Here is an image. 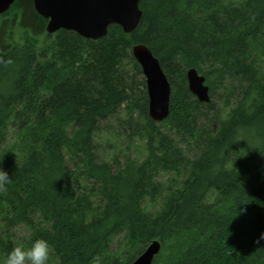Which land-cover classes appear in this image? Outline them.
Here are the masks:
<instances>
[{
    "label": "trees",
    "instance_id": "1",
    "mask_svg": "<svg viewBox=\"0 0 264 264\" xmlns=\"http://www.w3.org/2000/svg\"><path fill=\"white\" fill-rule=\"evenodd\" d=\"M139 8L98 39L46 32L33 0L0 14V264L36 239L48 264H130L153 240L152 264H264V0ZM136 43L170 84L161 122Z\"/></svg>",
    "mask_w": 264,
    "mask_h": 264
},
{
    "label": "water",
    "instance_id": "2",
    "mask_svg": "<svg viewBox=\"0 0 264 264\" xmlns=\"http://www.w3.org/2000/svg\"><path fill=\"white\" fill-rule=\"evenodd\" d=\"M15 0H0V14L6 12ZM140 0H33L36 12L45 18V30H72L79 35L98 39L107 33L110 24H118L126 33L132 32L141 17ZM132 54L145 78L148 96V116L161 122L170 113V84L158 59L142 43L132 46ZM188 87L198 100L209 101L205 78L195 68L186 73ZM161 243L153 240L130 264H152Z\"/></svg>",
    "mask_w": 264,
    "mask_h": 264
},
{
    "label": "clouds",
    "instance_id": "3",
    "mask_svg": "<svg viewBox=\"0 0 264 264\" xmlns=\"http://www.w3.org/2000/svg\"><path fill=\"white\" fill-rule=\"evenodd\" d=\"M10 181L8 171L0 167V190H3ZM261 238H264V233L261 234ZM50 252L51 246L47 240L36 239L27 249L21 246L14 247L7 254L4 264H48Z\"/></svg>",
    "mask_w": 264,
    "mask_h": 264
},
{
    "label": "rangeland",
    "instance_id": "4",
    "mask_svg": "<svg viewBox=\"0 0 264 264\" xmlns=\"http://www.w3.org/2000/svg\"><path fill=\"white\" fill-rule=\"evenodd\" d=\"M123 150L125 151V149H124V148L122 149V151H123Z\"/></svg>",
    "mask_w": 264,
    "mask_h": 264
}]
</instances>
